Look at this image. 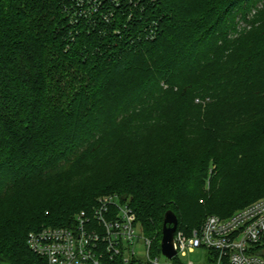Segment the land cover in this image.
Instances as JSON below:
<instances>
[{"label":"trees","instance_id":"trees-1","mask_svg":"<svg viewBox=\"0 0 264 264\" xmlns=\"http://www.w3.org/2000/svg\"><path fill=\"white\" fill-rule=\"evenodd\" d=\"M135 2L0 0V264H47L29 234L103 195L157 255L169 211L191 232L264 197V0Z\"/></svg>","mask_w":264,"mask_h":264},{"label":"built area","instance_id":"built-area-1","mask_svg":"<svg viewBox=\"0 0 264 264\" xmlns=\"http://www.w3.org/2000/svg\"><path fill=\"white\" fill-rule=\"evenodd\" d=\"M65 1L73 18L99 16L108 21L113 5L126 0ZM27 244L47 264H196L184 260L194 253L202 254L199 264H264V197L229 218L209 216L200 229H177L176 256L171 259L162 251L154 252V243L142 232L135 212L117 194L99 197L92 216L83 211L74 225L31 232ZM140 245L144 258L136 254ZM161 255L167 262L160 260Z\"/></svg>","mask_w":264,"mask_h":264},{"label":"water","instance_id":"water-1","mask_svg":"<svg viewBox=\"0 0 264 264\" xmlns=\"http://www.w3.org/2000/svg\"><path fill=\"white\" fill-rule=\"evenodd\" d=\"M178 226V217L173 212L169 211L165 215L161 241L162 254L169 259L176 256V251L174 249V235Z\"/></svg>","mask_w":264,"mask_h":264},{"label":"rangeland","instance_id":"rangeland-1","mask_svg":"<svg viewBox=\"0 0 264 264\" xmlns=\"http://www.w3.org/2000/svg\"><path fill=\"white\" fill-rule=\"evenodd\" d=\"M215 169H216V166H215V164H213V170H215ZM136 254L138 257L144 258L145 249L142 245L138 246V251L136 252ZM160 260L162 262H167V259L162 255L160 256ZM184 260L199 264V263H202V254L201 253L189 254ZM173 262H175V261H173Z\"/></svg>","mask_w":264,"mask_h":264}]
</instances>
